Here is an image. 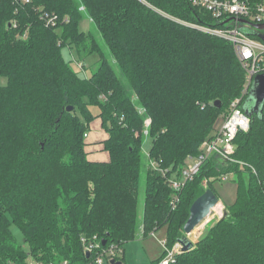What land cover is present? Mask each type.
I'll return each mask as SVG.
<instances>
[{
	"label": "trees",
	"instance_id": "1",
	"mask_svg": "<svg viewBox=\"0 0 264 264\" xmlns=\"http://www.w3.org/2000/svg\"><path fill=\"white\" fill-rule=\"evenodd\" d=\"M44 13L58 14V25ZM86 16L96 30L80 28ZM224 22L190 0H0V264H88L82 238L95 235L124 246L139 232L142 190L144 236L165 226L172 247L187 236L192 204L208 189L219 196L215 181L229 173L235 201L172 264H264V118L252 115L236 136V161L212 156L171 206L168 178L198 156L247 81L231 42L202 29ZM64 46L82 61L97 56L90 76ZM95 104L107 160L89 157ZM147 116L155 168L142 151Z\"/></svg>",
	"mask_w": 264,
	"mask_h": 264
},
{
	"label": "built area",
	"instance_id": "2",
	"mask_svg": "<svg viewBox=\"0 0 264 264\" xmlns=\"http://www.w3.org/2000/svg\"><path fill=\"white\" fill-rule=\"evenodd\" d=\"M29 1V0H24ZM199 10L210 12L217 20H225V26L222 28H211L202 26L205 31H212L220 37L228 39L236 52L241 66L246 71V84L242 90L241 96L234 99L225 114L221 125L214 131L210 138H207L200 146L198 156H189L184 164L180 174L171 175L168 178L169 184L173 189L171 206L175 208L180 201V191L187 184L186 182L192 180L201 170L202 165L212 156L216 155L223 161H236L234 157L235 140L240 132H248L251 129V117L247 115L243 104L248 96L250 89L253 86L256 75L264 73V42L261 40L249 37L245 30L255 29L264 34V30H260L256 25L264 24V0L260 3L252 4L248 0H190ZM80 10L85 12L84 4L80 5ZM43 18L57 26L59 21L58 14L44 13ZM68 20V17L65 18ZM92 22V19L90 18ZM78 69L85 71L87 67L86 61L79 60ZM86 75V74H85ZM139 112L146 113L143 107H140ZM264 118V106H263ZM151 117L147 116L144 121V130L142 131L146 138L150 137ZM88 136V133H85ZM147 140V139H146ZM145 140V141H146ZM144 149V145H143ZM145 151V149H144ZM149 158L152 159L149 152L145 151ZM152 167L155 168L156 163L151 162ZM166 175L165 170H161ZM255 171V170H254ZM228 175V174H227ZM227 175L222 176V180L227 178ZM264 182V178L262 179ZM207 186V182L205 183ZM154 234V233H152ZM84 244L85 254L90 253L89 258L92 260L88 264H104L105 260L119 261L123 255L124 247L119 243L104 244L98 236L93 238H82ZM164 245V254L160 258L158 264H172L178 254L181 253L182 244L177 241L172 247L167 246V241L162 240ZM26 264H70L68 260L61 262L38 260L31 256L28 257Z\"/></svg>",
	"mask_w": 264,
	"mask_h": 264
},
{
	"label": "rangeland",
	"instance_id": "3",
	"mask_svg": "<svg viewBox=\"0 0 264 264\" xmlns=\"http://www.w3.org/2000/svg\"><path fill=\"white\" fill-rule=\"evenodd\" d=\"M80 28H82L85 31L96 30V28H94V25H92V22L90 21V18L88 16H86L81 21ZM62 54H63V57L66 58V60L71 62L72 67L76 71H78L77 62L81 59V57L78 56L76 49H72L69 46H64L62 49ZM96 59H97L96 55L88 57L86 59V62L89 67L85 69L86 73L82 71L81 74L83 75L86 74L87 76H90L92 73L91 70L94 69V66H92V64L95 62ZM0 82L2 84H6L7 78L6 77L1 78ZM134 100L135 102H138V98L135 97ZM140 107L142 106L138 105V109H140ZM90 111L95 116V118L89 124L90 129L87 130L89 133V136H85L87 137L86 141L90 143L89 150L91 152L89 154V157H91L94 160H97V159L107 160L109 159L108 153L105 150H103V143L101 142L107 136V131H106V128H104L102 125L101 117L97 116L100 111V106L98 104L91 105ZM225 114L226 113L222 112L219 115L215 123V129L221 125ZM142 141H143L142 144L144 145L145 151L150 153V150L152 147V141L149 140V138H146L143 132H142ZM144 149H142L143 154L144 156H146V159L149 161V163H151L153 159L149 158V155L145 153ZM144 171H143V178L145 174ZM233 179H234V175L229 173L225 180L215 181L216 182L215 186H216L218 195L220 196V199L222 200V202L226 204V206L233 203L237 197L236 196L237 187ZM141 193H142L141 201H140V205L138 209L139 210V222H140L139 232L137 233V236L135 239L129 240L124 245L126 249L125 259L122 260L121 264H152L154 260H157L158 257H160V255L163 253V250H164V245L161 240L167 238V234H168L167 227L162 226L154 234L151 233L150 235L144 236L145 234V228L143 227L144 191L142 190ZM224 208L225 206H222V204L220 203L216 207H214L211 215L208 216L204 221H202L200 225H198V227L195 228V230L188 235V239L196 243L204 234H206L209 227H211L212 224H214L216 220L223 217L225 211L227 210L226 208V210L224 211ZM12 232H14L15 235L20 240L22 239V233L17 227V225L13 224ZM104 264H112V263L111 261L106 259Z\"/></svg>",
	"mask_w": 264,
	"mask_h": 264
},
{
	"label": "water",
	"instance_id": "4",
	"mask_svg": "<svg viewBox=\"0 0 264 264\" xmlns=\"http://www.w3.org/2000/svg\"><path fill=\"white\" fill-rule=\"evenodd\" d=\"M256 27L260 30H264V24L256 25ZM249 30H245L248 33ZM258 37L264 42V34L259 33ZM215 106L221 107L222 102L220 100H216ZM263 106H264V73L258 74L254 78L253 86L250 89L249 97L245 101L243 108L245 109L248 116H252L254 114L257 115L260 119L263 118ZM73 106H68L67 110H73ZM220 203V197L216 195L214 191L208 189L199 198L192 204L190 208V216L185 223L184 231L187 234L186 238L179 239L178 241L182 244L181 253L186 252L194 247V241L188 239V235L192 233L195 228L200 225L202 221H204L208 216L213 212L212 210ZM227 211H225L224 215H226ZM223 215V216H224ZM102 243L107 244L106 240L103 239ZM180 253V254H181ZM87 257L90 256V253H86ZM121 264L122 261H112V264Z\"/></svg>",
	"mask_w": 264,
	"mask_h": 264
},
{
	"label": "crops",
	"instance_id": "5",
	"mask_svg": "<svg viewBox=\"0 0 264 264\" xmlns=\"http://www.w3.org/2000/svg\"><path fill=\"white\" fill-rule=\"evenodd\" d=\"M220 204H222V206H225V208H224V211H225L227 206H226L225 203L222 202L221 199H220ZM162 240H165V239H162ZM162 240H161V241H162ZM123 247H124V252H123V255H122V256L125 257V250H126V249H125V246H123ZM122 256H121V257H122ZM119 260L122 261V258L119 259ZM111 263H112V262H111Z\"/></svg>",
	"mask_w": 264,
	"mask_h": 264
}]
</instances>
